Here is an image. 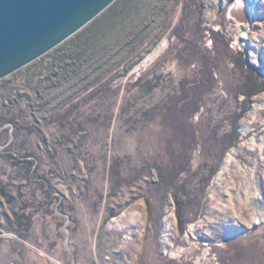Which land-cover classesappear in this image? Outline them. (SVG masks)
Returning a JSON list of instances; mask_svg holds the SVG:
<instances>
[{
	"label": "rangeland",
	"instance_id": "374dc122",
	"mask_svg": "<svg viewBox=\"0 0 264 264\" xmlns=\"http://www.w3.org/2000/svg\"><path fill=\"white\" fill-rule=\"evenodd\" d=\"M117 0L0 81V264H264V0Z\"/></svg>",
	"mask_w": 264,
	"mask_h": 264
},
{
	"label": "water",
	"instance_id": "95a60500",
	"mask_svg": "<svg viewBox=\"0 0 264 264\" xmlns=\"http://www.w3.org/2000/svg\"><path fill=\"white\" fill-rule=\"evenodd\" d=\"M117 0H0V81L63 44Z\"/></svg>",
	"mask_w": 264,
	"mask_h": 264
},
{
	"label": "bare ground",
	"instance_id": "6f19581e",
	"mask_svg": "<svg viewBox=\"0 0 264 264\" xmlns=\"http://www.w3.org/2000/svg\"><path fill=\"white\" fill-rule=\"evenodd\" d=\"M248 3L249 2L246 0H239L235 8V12H236L235 16H238L241 19L246 18L248 21V18H250L251 16V9Z\"/></svg>",
	"mask_w": 264,
	"mask_h": 264
}]
</instances>
